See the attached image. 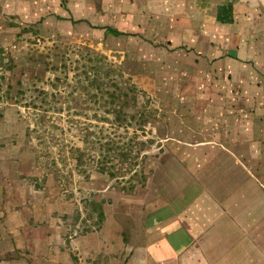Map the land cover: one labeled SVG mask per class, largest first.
I'll use <instances>...</instances> for the list:
<instances>
[{
    "label": "rangeland",
    "instance_id": "374dc122",
    "mask_svg": "<svg viewBox=\"0 0 264 264\" xmlns=\"http://www.w3.org/2000/svg\"><path fill=\"white\" fill-rule=\"evenodd\" d=\"M133 2L0 0V229L37 230L61 264H131L150 211L211 190L190 149L210 78L164 6Z\"/></svg>",
    "mask_w": 264,
    "mask_h": 264
},
{
    "label": "crops",
    "instance_id": "0c3cea01",
    "mask_svg": "<svg viewBox=\"0 0 264 264\" xmlns=\"http://www.w3.org/2000/svg\"><path fill=\"white\" fill-rule=\"evenodd\" d=\"M132 6H164L167 26L181 27L179 43L196 76L210 78L201 90L211 98L199 104L212 108L213 128L209 138L196 131L202 139L190 149L212 155L213 173L203 180L211 190L149 212L146 240L133 248L131 264H264V0H134ZM2 230L0 264H61L42 241L25 237L37 230Z\"/></svg>",
    "mask_w": 264,
    "mask_h": 264
},
{
    "label": "trees",
    "instance_id": "16d2710c",
    "mask_svg": "<svg viewBox=\"0 0 264 264\" xmlns=\"http://www.w3.org/2000/svg\"><path fill=\"white\" fill-rule=\"evenodd\" d=\"M62 1H65V0H62ZM221 20H224L222 17L220 18ZM103 29H105L106 33H109V34H112L114 36H117V37H120V36H134L136 34H133V33H129V32H125V31H122L116 27H113V26H105V27H102Z\"/></svg>",
    "mask_w": 264,
    "mask_h": 264
}]
</instances>
